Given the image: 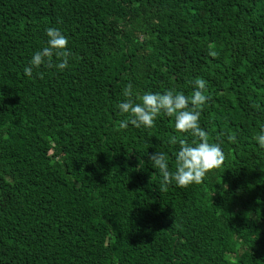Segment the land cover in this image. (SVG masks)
<instances>
[{"label": "trees", "instance_id": "obj_1", "mask_svg": "<svg viewBox=\"0 0 264 264\" xmlns=\"http://www.w3.org/2000/svg\"><path fill=\"white\" fill-rule=\"evenodd\" d=\"M49 27L69 67L26 76ZM196 78L226 158L162 191L149 155L175 171L198 141L163 114L121 129L122 90L191 96ZM261 134L264 0H0V264H264Z\"/></svg>", "mask_w": 264, "mask_h": 264}, {"label": "clouds", "instance_id": "obj_2", "mask_svg": "<svg viewBox=\"0 0 264 264\" xmlns=\"http://www.w3.org/2000/svg\"><path fill=\"white\" fill-rule=\"evenodd\" d=\"M47 46L32 54L24 74L32 77L33 69L56 68L63 71L69 67L72 52L68 48V38L59 28L49 27L45 30ZM209 55L218 57L219 53L210 50ZM40 78L43 72L37 71ZM125 97L118 107L122 114H127L129 119L119 123L121 129H126L129 124L136 128L155 127L157 118L163 114L175 118V129L183 134L196 138L198 142L188 143L187 140L179 141V150L176 153L175 171H170L168 157L163 152H154L149 155L153 168L158 169L162 177L161 190H167L169 185L175 183L177 187L185 188L192 184H202L209 172L220 168L225 161V154L220 143H210L208 133L200 125L201 111L211 99L207 92V81L196 78L194 91L191 96L178 92L174 88L167 89L163 94L145 93L137 103L134 96L133 85L129 83L123 90ZM235 141V137H229ZM260 147L264 148V134L255 138Z\"/></svg>", "mask_w": 264, "mask_h": 264}]
</instances>
